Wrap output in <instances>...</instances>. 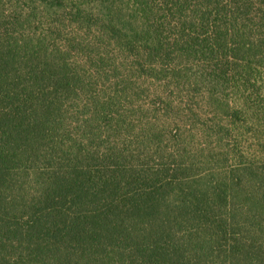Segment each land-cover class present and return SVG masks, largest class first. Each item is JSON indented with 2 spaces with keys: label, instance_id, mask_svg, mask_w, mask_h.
<instances>
[{
  "label": "trees",
  "instance_id": "1",
  "mask_svg": "<svg viewBox=\"0 0 264 264\" xmlns=\"http://www.w3.org/2000/svg\"><path fill=\"white\" fill-rule=\"evenodd\" d=\"M183 88L243 126L264 0H0V264H264V159L196 149Z\"/></svg>",
  "mask_w": 264,
  "mask_h": 264
},
{
  "label": "rangeland",
  "instance_id": "2",
  "mask_svg": "<svg viewBox=\"0 0 264 264\" xmlns=\"http://www.w3.org/2000/svg\"><path fill=\"white\" fill-rule=\"evenodd\" d=\"M213 92V106L217 110L226 104L230 107L243 104L250 108V111L237 121L238 126L243 124L238 131H227L218 112L214 116L213 107H209L204 101L205 88H195L193 91L183 88L180 93L171 94L172 105L178 106L180 110L179 124L192 131L195 148L199 149L207 144L216 146L219 149V160L224 158L219 166L224 167L232 165L237 158L264 159V88H213ZM148 94L150 97H146L142 102L146 106H158L160 100L155 99L156 95H152L150 91ZM218 128L220 134L216 132ZM220 137L224 139L218 141ZM224 145L229 146L230 153L220 152L225 149Z\"/></svg>",
  "mask_w": 264,
  "mask_h": 264
}]
</instances>
